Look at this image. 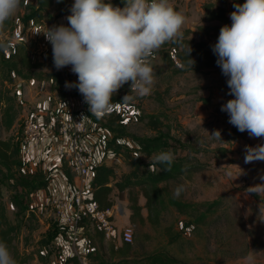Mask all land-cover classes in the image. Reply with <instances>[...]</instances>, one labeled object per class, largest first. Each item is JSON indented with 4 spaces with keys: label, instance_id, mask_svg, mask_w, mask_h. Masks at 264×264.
<instances>
[{
    "label": "rangeland",
    "instance_id": "obj_1",
    "mask_svg": "<svg viewBox=\"0 0 264 264\" xmlns=\"http://www.w3.org/2000/svg\"><path fill=\"white\" fill-rule=\"evenodd\" d=\"M171 2L186 16L181 31L190 29L195 32L199 25L224 26L218 22L206 24L201 21L200 7L204 0H171ZM29 26L30 24L23 30L24 35L31 34ZM6 35L13 37L16 36V32ZM191 37L213 42L212 39L197 32ZM0 39H5L4 35L1 34ZM36 58L44 61L45 64L53 63L51 52L49 56ZM147 60L155 73V84L151 94L136 97V100L130 105H124V108L116 98L123 99L129 93L130 84H125L112 98L113 109L119 108L122 111L127 133L139 138L155 136V133L139 118L144 115L160 116L166 129H169V150L175 157L187 156L191 162L200 167L192 178H182L171 183L169 191L177 199L191 203L220 200L223 213L220 212L218 218L207 226L193 230L188 220L172 208L161 212L157 226L150 223L146 218L148 214L146 209H142L141 214L145 218L143 223L137 221L131 223L128 219L123 226H134L133 241L128 256L140 258L152 251L163 250L178 259L181 264H264V214L258 215V205L264 201V195L257 196L245 191L254 184L264 183L261 180V176H264V161L245 163L244 159L245 146L264 143V138L250 137L247 132L238 131L228 122L229 116L221 111V105L234 97L228 94L227 77L223 74L213 72L202 75L189 71L173 76L171 69L160 56L150 54ZM22 109L20 107V115L23 116L18 117L13 130L3 133L2 138L12 136L21 147H24L23 121L35 115L30 107L27 108L26 114H22ZM58 112H52L55 121ZM67 113L76 115L74 111ZM106 116L103 118L91 116L95 126L88 132L86 128L84 139L88 142L90 138L94 139L93 148L98 147L101 157L112 162L118 174L126 173L128 167L120 154L113 155L111 151L106 154L107 143L111 136L100 133ZM214 130H220L222 141L210 136ZM120 141L132 147L128 139ZM130 149L132 155H136L135 151ZM142 159L145 164L149 163V159L144 157ZM178 187L182 188V191L177 196L175 191ZM2 194L9 219L21 222L22 218L15 214V210L8 202L9 193L5 187H2ZM32 196L33 194L29 198L30 204ZM126 196L127 194L124 193L123 199L117 201L122 202ZM144 201L138 196L140 205H143ZM122 205L128 208V203ZM124 217H115L116 222H120ZM167 227H172L173 233L179 235L180 239L177 243L168 242L164 230ZM24 233L21 226L19 237L23 239ZM106 241L108 245L121 244L120 232L112 231ZM107 258L110 261L109 256Z\"/></svg>",
    "mask_w": 264,
    "mask_h": 264
},
{
    "label": "trees",
    "instance_id": "obj_2",
    "mask_svg": "<svg viewBox=\"0 0 264 264\" xmlns=\"http://www.w3.org/2000/svg\"><path fill=\"white\" fill-rule=\"evenodd\" d=\"M114 6L123 7V0H106ZM234 3L243 4L244 0H204L201 4V21L209 24L213 22L222 25H230L228 14L233 12ZM71 0H22V7L15 19L5 23L0 28V35L12 33L20 27L23 30L32 21L51 23L53 20L70 12ZM221 27L219 26H197L195 32L212 39L213 42L196 40L191 37L195 32L184 29L182 39L175 42H166L160 49L151 54L158 55L162 61L171 69L173 76L185 74L186 72H198L202 75L217 72L222 74L217 65V56L212 51L216 43ZM0 242H4L16 264H49V259L41 253L40 247L50 243L52 236L47 234L37 242H29L31 232L35 229L36 219L30 208L29 198L31 194L44 190L49 184V177L39 169H31L24 164L20 158L21 146L17 140L8 136L2 138L3 133L13 130L20 116V103L14 92L16 80L50 82L54 85L61 83L60 71L53 63L45 64L35 58L27 46L19 41L11 43L9 39H0ZM189 57H188V52ZM148 58V57H147ZM189 58L194 60L193 66ZM119 102L122 99L116 98ZM136 100V97L135 99ZM132 101L121 102L130 105ZM141 122L155 133L152 138H139L130 135L126 131L122 111L113 109L107 114L102 129L111 136L107 143V152L113 155L120 154L128 172L117 173L115 165L100 162L91 168L92 179L89 185V200L95 203L99 209H106L114 205L113 198L122 200L126 193L129 220L143 223L145 218L141 214L146 209L147 217L154 226L158 225L161 212L168 208L174 209L177 214L184 216L193 230H199L218 218L221 211L222 201L191 203L181 201L174 197L169 191V185L182 178H192L200 170L199 165L191 162L187 156H177L170 169L155 162L156 154L161 151H170V137L168 128L164 125L158 115H144L139 118ZM128 139L132 147L121 142ZM136 155H132L131 149ZM107 156V155H106ZM149 159L145 164L142 158ZM68 163L61 158V168L64 170L68 181ZM2 187L9 193L8 202L19 216L21 222L11 221L7 215L6 205L3 201ZM138 196L145 201L143 205L138 203ZM220 213V214H221ZM21 226L26 229L27 234L20 242L19 233ZM170 244H175L180 237L173 233L172 227L164 229ZM28 248H31L27 250ZM131 244L121 242L116 251H111L109 257L113 258L117 253V259L113 264H181L178 259L163 250H155L140 258L129 257ZM78 264L76 259H69L64 264ZM98 264H107L101 262Z\"/></svg>",
    "mask_w": 264,
    "mask_h": 264
},
{
    "label": "clouds",
    "instance_id": "obj_3",
    "mask_svg": "<svg viewBox=\"0 0 264 264\" xmlns=\"http://www.w3.org/2000/svg\"><path fill=\"white\" fill-rule=\"evenodd\" d=\"M123 3L119 7L105 0H74L71 14L66 17L68 25H53L42 33L52 45L54 67L60 70L71 66L77 76L76 82H66L65 87L78 89L89 112L97 118L113 110L112 98L125 84H130V91L121 102L150 95L155 73L147 57L166 42L183 37L186 16L171 0ZM21 7L22 0H0V28ZM233 7L231 25L221 27L212 46L216 63L227 77L228 94L234 97L221 105V111L228 114V122L238 131L264 138V0H244ZM4 47L0 44V48ZM190 52L191 48L188 57ZM189 63L193 66L194 60L189 58ZM210 136L222 141L220 130ZM245 149V163L264 161V143ZM174 160L171 151L155 156V162L165 169H170ZM181 191L178 187L175 195ZM245 191L264 195V183ZM261 214L264 201L258 205V215ZM0 264H16L4 242H0Z\"/></svg>",
    "mask_w": 264,
    "mask_h": 264
},
{
    "label": "crops",
    "instance_id": "obj_4",
    "mask_svg": "<svg viewBox=\"0 0 264 264\" xmlns=\"http://www.w3.org/2000/svg\"><path fill=\"white\" fill-rule=\"evenodd\" d=\"M73 3L74 0H71L70 6ZM70 14L69 12L58 17L51 23L42 21H36V23H34L35 21L30 22L29 28L31 29V34L29 36L21 34L20 27H18L17 30L13 31L16 32V36L10 37L5 34L4 38L9 39L11 43L23 42L35 58L49 56V42L46 43L47 40L42 33L46 32L47 27H52L53 25L63 24L67 26L68 21L66 17ZM228 17L230 19V14H228ZM32 26L34 27L32 28ZM76 81L77 76L71 71V66L61 75V83L59 85L33 80H16L14 92L20 103V107L23 108L22 114H26L27 108L30 107L34 110V117L39 122L52 125L55 122L52 112L59 111V116L67 114L68 111H74L75 116L84 121L87 132L90 131L95 126V122L91 117L94 115H91L89 112L88 105L84 102L78 89L65 87L66 82ZM22 116L20 115L19 117ZM101 132L105 133L103 129ZM58 140V138H54L42 140L38 143H29L21 147L20 150V158L24 164L28 165L31 169L44 171L49 177L47 188L34 193L32 196L30 208L35 216L36 225L35 229L31 232L29 242H37L39 238L47 234L52 236L49 244L40 247L41 253L49 259V264H64L69 259H76L78 264H98L101 262L113 264L117 259V253H115L113 258L109 257L110 261L107 260V256L110 255L111 251H116L121 244L108 245L104 232L97 223L86 220L75 227H70L53 216L52 209L49 206L50 199L59 198L67 201L69 203L68 212H70L72 197L75 194L76 187L80 185V183L78 184L79 178L72 172L69 164H67V168L69 169V176L72 178V182L68 181L64 170L61 168V157L57 151ZM84 141L92 145L95 142L92 138H90V142L86 139ZM94 149L93 166L102 161L107 165L112 164V162H108L101 157L98 147H94ZM106 158L108 157L106 156ZM91 179L92 172L90 171L84 179V189L87 198H89L88 191ZM113 200L115 201L114 206L117 209V214L113 219V231L121 232L124 223L130 216L128 208H125L122 204H127L128 202L126 198L122 202L117 201L115 197ZM123 216H125L124 219L116 222L115 217ZM23 229L25 236L27 231L25 228ZM20 239L22 241L21 237ZM29 249L31 248L27 250Z\"/></svg>",
    "mask_w": 264,
    "mask_h": 264
},
{
    "label": "built area",
    "instance_id": "obj_5",
    "mask_svg": "<svg viewBox=\"0 0 264 264\" xmlns=\"http://www.w3.org/2000/svg\"><path fill=\"white\" fill-rule=\"evenodd\" d=\"M49 51L52 53V45L49 43ZM60 69L62 75L68 68ZM86 125L82 119L73 113L61 114L52 125L39 122L35 117H27L22 126V143H37L41 140L58 138L57 151L59 156L66 161L72 172L79 178L75 194L71 200L70 212L69 203L59 198H52L49 206L53 216L66 223L70 227H75L83 221L97 223L104 232V236L109 238L114 229L113 219L117 214V209L113 205L106 209H99L85 195L84 179L91 171L94 162V148L91 143L84 141ZM134 226L123 227L120 232L122 243L131 244L133 241Z\"/></svg>",
    "mask_w": 264,
    "mask_h": 264
}]
</instances>
